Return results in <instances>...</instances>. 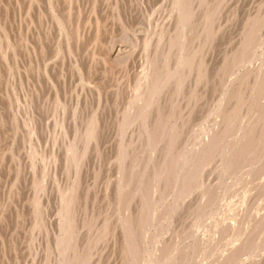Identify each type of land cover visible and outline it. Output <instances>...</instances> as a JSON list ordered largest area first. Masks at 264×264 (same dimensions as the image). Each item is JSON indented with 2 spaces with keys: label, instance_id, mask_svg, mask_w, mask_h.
<instances>
[{
  "label": "rangeland",
  "instance_id": "374dc122",
  "mask_svg": "<svg viewBox=\"0 0 264 264\" xmlns=\"http://www.w3.org/2000/svg\"><path fill=\"white\" fill-rule=\"evenodd\" d=\"M111 1H116L117 6H119L117 7L115 11L107 7L108 6L107 2L113 3ZM151 1L153 2L154 0H107V2L106 0H104V3H101L98 0H95V2L94 0H78L77 6L78 7L81 6L80 9L83 11H85V9L89 5L94 7L96 13L92 17L93 22H95V18H97V20L101 24V30H99L100 42L97 43V45L91 47L93 34L88 33V32H86L87 34L86 33L84 34L83 32H81V37H80L81 40L77 42V39L73 38V40L74 39L75 40L73 41L72 55H68L69 53L66 50H64L63 51L64 53H62V56H64L63 61L65 62L64 69H58L57 72L56 71L50 72V78H51V81H53V84L55 85L57 89L56 90L57 93L60 94V96H62L63 93L64 92L66 93L67 91V94H68L67 100L68 99L70 100L71 98L70 94H74V92L72 93V91L74 90V87H75V81H73L74 79L72 78V75H71L72 72L69 71L71 70L70 62L74 63V65H77L78 68L81 70V72L84 70L82 73L84 76H86V78L91 77L92 79H94L98 83L97 85H99L98 87L101 90L107 89V87L110 86V83L115 78L116 76L115 73L117 71L124 72L126 75L128 74L127 75L128 77L126 76L127 78L125 79V81L127 80L126 81L127 87L128 88L131 87V88L130 89L127 88L126 90L121 88L119 92L116 93L115 91V94H114V91H109L108 95L109 94L110 95L109 96L107 95V97L103 98V101H102L104 109H101L102 111H99L100 122H98V125L100 123V126L97 132L98 133L97 141L100 146V151H99V155H98L99 158H98V162L96 164L95 170L97 171L96 175L98 177L96 180L98 181L100 179L99 180L100 182L99 184L97 182V188H95L96 186L95 187L92 186V188L88 191V186L92 184V180L90 179L91 178L90 175H92L90 174L91 172H88L87 170L84 169L82 170V173L80 174L78 173L77 175L74 176V170H71L73 174L72 177L74 179L76 178L77 182H80V189L77 190L78 199L76 200L77 210H76V215H75L77 218V222H79L80 226L78 225L79 234L77 235V237L74 238V242H73L74 243L73 253L75 254H72V255H77V256L78 254L83 255V256L87 255V257L89 256L88 261L91 256L94 259V263L96 262L95 264H108V263L109 264H120V260L123 257L122 241H124V236L121 234L122 227L120 224L114 225V227L111 228L112 230L111 233H109L108 236L106 238H103L102 240L97 239L98 238L97 236H100V233L98 235V233L94 229L99 227L100 224H102L103 219L109 220L111 218V221L113 220L112 221L113 223L115 218L118 215L119 216L123 215L122 205L120 206L118 199H114L115 197L112 192V189H109V191H107V185L110 187L112 180L115 181V179L117 178L116 169H113V167L115 166V164L119 165V162L118 160H114L116 161V163L114 162V163L108 164L107 162L110 159V157L114 158L113 155L115 154V151H114L115 144H113V138H112L114 137V129H115V126H114L115 120L113 119L116 118L115 116L116 112L120 108L123 98L126 100V97L128 96L130 90L131 89L134 90L135 77L133 76H135L137 72V66H136L137 56L133 55L124 63L117 62L115 64L105 59L104 50L106 51L108 47V43H109L108 39L110 40V38L112 37L114 38L115 36H116L115 39H119V40L122 37L123 39L126 38L123 41L127 44L129 43L131 44V42H129L131 39L133 44H136L139 40L138 42L139 45H142L141 42H142L143 35L142 34L137 35L134 29L136 28L138 24L143 23L144 15L141 10L142 6L147 7V4L149 2L151 3ZM198 1L203 2V3L208 2L206 3V5L210 7L211 17L209 16V20L205 21L204 17L201 15L203 12H201V10L198 9L197 16H198V21L200 20L201 24L197 26V29H195V33L192 36L193 38L191 40V46H192V50L194 51V53L197 54L196 55L197 60H200V59L204 60L205 65L207 66V69L210 68L208 69V71L211 73V76L208 80L210 81L208 82V85L209 84L210 85L207 87V90H205L202 86H201L202 88L199 87L202 84V82L196 85L197 81L194 79L193 73H189L186 75L183 74L181 77L184 78V76H186L185 84H184L185 89L183 88L184 90L182 89L181 94L178 95L177 97L178 100H176L175 98L173 107L170 104H169L170 106L167 105L168 102H166L165 106L163 105V107L161 105V109L163 108L162 111L164 112V114L168 112L167 113V116H168V114L171 113L170 114L171 119L169 122L171 123V125H174L175 127L177 126L179 136H181L179 137V140L177 142L179 143L180 148L183 147V149H187V148L189 149L191 147H193V149L197 148L198 146H200L201 142H204V140H206V138L211 133L214 132V130L224 129V126H223L224 123H222V119L224 118V112L226 110H231L232 108H234V105H237V108H239L240 106L239 109L240 111L242 109L243 111L242 113H246L245 111H247L249 107H251V109H254L253 111H255V108H256V102H255L256 99H255V94H254L255 92H253V85H254L253 81L255 79V74L254 73L253 75L250 74L252 76L251 77L252 80L250 79V80L245 81L246 85L242 84V86L240 85V87L235 88L234 95L236 96V93L238 92L239 96L234 98V96H232V91L230 94L229 89L226 90V88H223L224 86L230 84V82L228 81L227 82L228 84L225 82V84L222 85L224 81L228 80L227 77L226 78L224 77V79H222L223 77L222 73L224 72L223 61L227 59L231 60L233 57H236L237 55H239L241 51V49L239 48L240 42L241 40H243L244 33H245L244 32L242 36L241 30L244 27V23L247 22L246 15L251 14L252 11L256 7H258V5L260 4V0H193L195 4H197ZM22 4H23L22 0H0V105H1L0 106V153L6 151L8 145L9 146L11 145V148L10 147L8 148L10 149V151H12L11 153L16 155V156L14 155L15 163L13 164L10 163L9 158L4 159V162L2 161L0 162V211H1L0 212V264H59L58 250L55 245L56 243L55 240H56V237L58 238L59 232L56 226L57 223L55 221L56 220L55 216L58 215L57 209L58 210L60 209V208H56L58 207V205L60 206V202H58L60 200L58 199L59 197L57 198L58 194L57 192H55L54 189H52L51 185L53 182H56V184L59 183V186L61 188L63 187L62 189H64L65 188L64 184L66 185L67 183V175L64 174L63 171H61L60 169L61 162H60V158L58 159L57 154L54 157L55 160H58L57 164L51 163L49 164V166H47L51 157L48 158V154L44 153V151L48 152V148L51 149L50 145L52 143L51 140L53 138L52 137L53 132L51 128L47 129V124L43 117H45V114L48 112L50 107H49V103L43 98L44 93H46L47 91L46 81L44 80V76L42 75V73L39 72V70L37 69L41 54L40 53L34 54V52L31 50V47H30L33 45L34 43L33 41H35L33 37H36L39 35L43 37L45 36L44 30L40 26H37V25H39L38 24L39 21L42 22L43 24L47 23V18L46 17L44 18V16L37 15L39 14L38 13L39 4L37 1L33 5L34 9L32 10V8H30L27 16L26 17L24 16L25 18H22V15H21L22 9H23ZM212 8L214 9L212 10ZM31 14L32 15L35 14L37 18L35 16H32ZM114 15L115 16L117 15V16L115 17ZM158 17H159L158 15H155V19H158L156 20V22L158 21L159 23H161V18L160 17L158 18ZM199 17L201 18L199 19ZM243 20L245 22H243ZM205 22H207V25H208L207 31L210 34L209 35L210 37L208 40L205 34L206 33L205 28H204L206 24ZM241 22L243 25L241 24ZM22 31L23 33H25V38H27L25 39L26 40V48L24 47L25 49H23L20 44V35ZM122 31L125 34H123ZM171 35L173 36L174 34H171ZM171 35L170 36L167 35L165 37V40H163L164 43L162 42L160 45L161 47H158V52H159L158 58L163 63L166 60V58L169 57L168 55L170 53V50H169L170 44L168 45V43H169V39ZM173 38L176 39V36H174ZM38 39H40V37ZM182 39L183 38H179L177 36L175 44L177 46L180 44L178 47H181L183 45L182 42H184L185 40L182 41ZM125 40H128V41H125ZM155 41L156 39L153 41V46L154 48L155 47L157 48V46H155V43H154ZM185 44H187V40L185 41ZM256 44L258 45V41ZM45 45H49V43L48 44L46 43ZM103 45H104V48H103ZM263 45H264V42L261 43L259 46H256L257 49H256L255 58L257 60L254 59V62H252L245 68H241V69L238 68L234 70V73L240 75L246 72L248 69L254 68V70H259L258 69V67H260L259 65H261L264 62L263 61L264 57H262L264 56L262 55L264 54ZM177 46H175V49L173 50L172 54L174 53V51L178 50ZM161 49H164V50H161ZM94 51L96 52V54H98L96 60L95 59L93 60V57H91ZM65 52L67 53L65 54ZM234 53L236 54L235 56H234ZM73 60H75L76 62ZM32 64H34L35 66ZM260 78L258 76V86L260 85L259 83L260 80H263V77L260 76ZM203 83H205V81H203ZM252 93L254 95H252L251 98L249 99V96ZM24 97H26L25 98L26 101L28 100L27 102H25ZM262 97L263 96H261V98H258V102L264 101ZM81 100L82 101L80 104L81 106L80 108L83 109L85 105H90V102L92 101V96H90V94L88 93L83 94L81 97ZM224 100L227 102H225ZM16 102H19L21 106L23 107V110L20 111L19 113L16 111V106H15ZM220 102L223 104H221ZM218 104L221 105L222 108L219 107ZM223 105H225L224 107L226 108H224ZM166 106L169 108V110L168 108H166ZM185 107L191 108L193 110L192 114H190L189 116L186 115V111H184ZM219 110H221V112ZM180 114L181 116H179ZM153 118L154 117H152L150 121L153 120ZM24 119L27 121V124L29 123L28 126H30L31 130H33L32 131L33 145L38 150L37 152L40 153L39 156L42 155L43 157H45V155L43 154L47 155L45 157L46 158L45 165L47 166V169H46L47 178H46V181L43 183V186L44 185L48 186L47 187L48 190L46 189L41 194L39 192L37 193L38 203L36 204L35 212L32 210L33 206L30 204L29 199L32 198L31 193H33L32 192L33 189L35 190L38 189L37 184L33 183V181L34 182L36 181L37 176L35 175L34 177L33 175L34 169H31L32 167L26 163V152L27 151L30 152L31 150L30 149L27 150L29 146L26 145L25 151H22V152L20 151L17 153L18 144L21 143V139H22L21 133L23 132L21 122ZM170 123L168 124L170 125ZM238 123L239 122L234 123L235 127L239 125ZM12 124L13 126L18 125L17 127L18 129H16V132H14L16 136L14 142L10 141V138L13 136V133L11 131L13 130V128H11L13 127ZM140 125H141L140 123L138 124L135 123L134 124L135 128L133 131L135 133L131 131V133L128 134L129 136H127L128 144L131 141L130 144H133L135 146V147L134 146L132 147L130 145V148L128 151L129 155L131 156V159L135 158V161L133 159V162H132V160L128 159L129 162L127 160L125 162L127 166H132L136 164V165H139L140 168L142 169L143 166L145 167L146 165L145 163L147 161V158L150 157V154L149 153H147L149 155L145 154L147 157L144 155V153L141 154L143 157L141 155L139 156L136 155L138 154L136 151H139V149H142V148H144L142 150H145L148 147V143H149V137L148 135L146 136V133L144 132L145 130L142 129ZM9 130L11 133L8 132ZM142 130L144 131L142 132ZM165 133H167V130L164 131V134ZM130 136L131 137L133 136L132 137L133 141L132 139L129 140ZM145 136L147 137V139ZM46 140L50 142H48L47 144ZM178 143L176 146H179ZM162 144L163 143L159 142L157 145L158 148H161ZM155 151L157 152V150ZM220 153L217 152L216 154L217 158L215 157V162L212 164V166H210L209 169H206L204 171L205 173L204 172L202 173L204 174V176L199 177L200 175L198 174V177L203 180V183L206 182L205 184L209 188H211L210 185L212 184L214 185L217 182L219 183L218 185L217 184L214 185V186H217L216 187L217 189H214L215 187L212 186L214 191L217 192V194H215V197H214L215 198L214 199L215 204H213L214 206L213 205L209 206L210 208L209 209L208 207H205L206 206L205 205L204 206L205 209H203L204 208L202 206L203 203L200 202L201 195H199L198 191L197 193L195 192V194L198 196V199H199V200H196L197 203L196 201H194L195 199H192L193 201L190 199L186 202L184 201L183 203L180 200L181 198H179L178 196L176 197L177 199L176 201L174 197L175 195L174 191L172 190V188L171 189L169 188L170 189V191L168 192L169 194L167 193L166 197L164 198L165 200L163 199L164 202L161 200H158L160 202L159 203L157 201L159 203V204L156 203L157 206H155V209L157 207V210H155V212L157 213V216L154 222L147 229L146 247L148 248L150 252L152 251V253H154L159 249V251L156 252L159 255L161 254L159 246H163L164 243L167 242L168 240H169L168 241L169 244H172L170 243L171 241L172 242L176 241L177 243L173 242L172 244L173 250L175 249L174 245H177L176 247L178 249H180L181 247V249L178 250L179 252L176 249H175V252L174 251L173 252L175 253V255H180V253L183 254L184 259L186 260L185 262L183 259V264H218L219 261L222 260V257L228 253V251L233 245H237V244L245 245L246 244L252 250L248 248L249 251L248 250L246 251V254L243 256V259H247L248 257L251 258L255 256L253 262L255 261L258 264H264V243H263L264 242V232H263V229H264V220H263L264 219V210H263L264 209V187L262 189V186L264 184L263 185L261 184L262 183L261 181H263L262 179L264 178V151L262 150L261 154L258 156V160H254L253 162H247V164L246 162L242 163L241 164L242 166L240 165L241 169L239 168L241 171L239 169L235 170L234 166L229 167L231 168V170L229 169L228 171L227 167L229 164L227 165V163L224 160L225 157L222 158ZM158 154L154 155L155 157L154 160L157 159L158 161L156 160L157 162L156 161L149 162V165H148L149 169L153 170L154 168L155 169L160 168L158 166L161 164L159 161L161 159V162H162L163 157L161 156L159 157L160 154L159 155ZM135 155L137 156V158ZM5 163H9V164L5 165ZM250 163L252 164V166H249ZM38 168L39 167L37 166L36 169ZM152 170L150 172H152ZM16 175H18V177H16ZM14 177H16V180H13ZM57 179H58V182H57ZM257 181L259 184L257 183ZM7 186L8 187L10 186V187L8 188ZM218 187L220 189H218ZM254 188H259V189H257L258 190L257 191ZM104 190L106 191V194ZM52 193L54 195H52ZM159 195L160 193L156 195L157 197L156 200L160 198ZM247 195L250 197H248ZM194 197L196 198V196H193V198ZM206 198H204L202 201H206L207 200ZM252 200L255 202H253ZM199 203H201L199 205L200 209L197 207L198 206L197 204ZM251 203H254V204L251 205ZM191 204H194V205H191ZM188 206L190 209L187 210ZM253 207L254 208L256 207L255 208L256 210ZM258 215L260 216V218H262L261 220L259 217L257 219ZM36 220L42 223L40 224L38 223L37 225H35ZM30 222H32L33 224ZM191 222L192 223L194 222V224H191ZM85 223L87 227L84 225ZM83 225L86 228L83 227ZM227 226H228V229L226 228ZM260 226H263L261 227L262 230L261 229L259 230ZM255 227H256V230H255ZM223 228H225L226 230L225 231L222 230ZM227 230H228L227 232L228 234L226 233ZM255 231H259V233L262 236L260 234L255 236L254 235ZM238 233L242 234L243 236L242 235L239 236L240 234L238 235ZM155 237L158 239H156ZM154 241L155 243H157V245L154 243ZM250 241L254 243L252 244ZM260 243H262L261 245L263 246H261ZM89 244H94V246L92 245L93 247L92 251L88 250ZM255 244L257 245L255 246ZM156 247L158 249H156ZM193 250L195 252H193ZM85 251L87 252V254ZM251 252H253L254 254ZM97 261H99V263H97Z\"/></svg>",
  "mask_w": 264,
  "mask_h": 264
},
{
  "label": "bare ground",
  "instance_id": "6f19581e",
  "mask_svg": "<svg viewBox=\"0 0 264 264\" xmlns=\"http://www.w3.org/2000/svg\"><path fill=\"white\" fill-rule=\"evenodd\" d=\"M22 1H23V4H22L23 9H22V13H21L22 18H25L27 16L30 8H32V10L34 9L33 5L35 4L36 1L39 4V7H38V10H39L38 13L39 14H37V15L44 16V18L45 17L47 18V23H44L45 25L40 21L38 23L39 25H37V26H40L44 30L45 36L43 37V36L39 35V36L33 37L35 39V41H33L34 43L32 42L33 45L30 47H31V50L34 52V54H36V53L41 54L37 69L39 70V72L42 73V75L44 76V80L46 81L47 91H46V93H44L43 98L49 103V107H50L48 112L45 114V117H43L45 119L46 124H47V129L51 128V130L53 132V134H52L53 138L51 140L52 143L50 145L51 149L48 148V152L44 151V153L48 154V158L51 157L50 161L47 160V161H49L47 166H49V164H51V163L57 164L58 160L54 159L55 155L57 154V157H58V159L60 158V162H61V168L60 169H61V171H63L64 174L67 175V183H66V185L64 184V187H65L64 189H62L63 187L61 188L59 186V183L56 184V182H53L51 185L52 189H54L55 192H57V194H58L57 198L59 197L58 199L60 200V201H58V202H60V206L58 205V207H56V208H60L59 210L57 209V211H58L57 216L58 217L55 216V218H56L55 221L57 223L56 226H57V229L59 232V236H58V238L56 237V240H55L56 241L55 245H56V248L58 250L59 264H93L94 259L91 256H90V259L88 261L89 256L87 257V255L86 256L79 255V254H78V256L72 255V254H75V253H73V251H74V249H73L74 243L73 242H74V238L77 237V235L79 234L78 230H79V226H80L79 222H77V218L75 216L76 210H77L76 200L78 199L77 198L78 197L77 190L80 189V182H77L76 178L74 179L72 177L73 174H72L71 170H74V176L77 175L78 173L79 174L82 173V170H84V169L87 170L88 172H91L90 174H92V175H90L91 176L90 179L92 180V184L88 186V191L92 188V186L93 187L96 186L95 188H97V182H98V184L100 182L99 181L100 179L98 181L96 180L98 177L96 175L97 171L95 170L96 164H97L98 158H99V156H98L99 151H100V146H99L98 141H97V136H98L97 132H98V129L100 126V123L98 125V122H100L99 111H102L101 109H104L102 101H103V98L107 97L109 91H114V94H115V91L117 93V92H119V90L121 88L125 89V90L128 88L126 85L127 80L125 81V79L128 77L127 76L128 74L126 75L124 72H121L120 70L119 71L121 73L117 71L118 74H117V72L115 73L116 76L113 79V81L111 80L112 82L110 83V86H108L107 89L101 90L98 87L99 85H97L98 83L94 79H92L91 77L86 78V76L83 75V73H82L84 71L83 69H82L83 71L81 72V70L78 68L77 65H74V63L70 62L71 70H69V71L72 72L71 75H72V78L74 79L73 81H75V87H74V90L72 91V93L74 92V94L69 93L71 95L70 100L68 99L69 101L67 100V98H68L67 91H66V93L64 92L62 96H60V94H58L56 91L57 89H56L55 85L53 84V81H51L50 72H55V71L57 72L58 69H64V63L65 62L63 61L64 56H62V53H64L63 51L66 50L69 53L68 55H72L73 41L75 39H77V42L79 40H81L80 39L81 32H83L84 34L86 32L92 33L93 35H92V42H91L92 46L91 47L97 45V43L100 42L99 30H101V24L97 20V18H95V22H93L92 17L96 13L94 7L89 5L85 9V11H83L80 9L81 6L80 7L77 6L78 0H22ZM98 1H100L101 3H104V0H98ZM262 1L263 0H260L259 5L257 3L258 7H256L252 11L251 14H248V15L245 14L247 16V22L244 23V27L241 30L242 36H243V33L245 32L243 40H241V42H240L239 48L241 49V51H240L239 55H237L236 57H233L231 60L227 59V60L223 61L224 72L222 73L223 74L222 79H224V77L228 78V80H226V81L223 80L224 82L222 81L223 82L222 85L225 84V82L226 83L228 81L230 82V84L227 83L228 85L224 86L223 88H226V90L229 89L230 94L232 91V96H234V98L239 96L238 92L236 93V96L234 95L235 88L240 87V85L242 86V84H245V81L250 80L252 77L250 74H252V75H253V73L255 74V79L253 81V83H254L253 92H255L254 94H255V99H256L255 102H256V108L257 109L255 108V111H253L254 109H251V107H249L248 110L245 111L246 113H242L243 112L242 109H241V111L239 109L240 106H239V108H237V105H234V108H232L231 110H226L225 111L226 113L224 112V118L223 119L221 118L222 123H224V125H223L224 129L214 130V132L211 133L207 138L204 137V138H206V140H204V142H201L200 146H198L197 148H194V149H193V147H191L189 149L188 148L183 149V147L180 148V145L177 141L179 140V137H181V136H179L177 126L175 127L174 125H171V123L169 122L171 119V116H170L171 113L168 114V116H167L168 112L164 114V112L162 111L163 108L161 109V105L163 107V105L165 106L166 102H168L167 105L170 104L173 107L175 98H176V100H178V98H177L178 95L181 94L183 88L185 89L184 84H185L186 76H184V78L181 77L183 74L186 75L189 73H193L194 79L197 81L196 85L199 84L200 82H202V84L199 87L202 86L205 90H207V87L210 85V84L208 85V82H210L208 80L211 76V73L208 71V69H210V68L207 69V66L205 65L204 60H201V59L197 60V56H196L197 54L194 53V51L192 50V46H191V40L193 38L192 36L195 33V29H197V26L201 24L200 20L198 21V16H197L198 15L197 14L198 9H200L201 12H203L201 15L204 17L205 21L209 20L210 7L208 5H206V3H208V2L203 3V2L198 1L197 4H195V2H193V0H154L153 2L151 1V3L147 2L148 4L145 3V4H147V7L142 6V9H141L142 13L144 15L143 23L138 24L136 26V28L134 27L135 28L134 31L137 33V35H139V34L143 35L142 36V42H141L142 45H139V43H138L139 40L136 44H133L131 39L129 41V42H131V44L130 43L127 44L123 41L126 38L123 39V37L120 38V40L115 39L116 36L114 38L113 37L110 38V40L108 39V42H109L108 47H107V49L105 48L106 51L104 50L105 59H107L108 61L115 63V64L117 62L124 63L131 56H133V55L137 56V65H136L137 66V72H136L135 76H133V77H135V80H134L135 81V83H134L135 88H134V90H132V89L130 90L128 96L126 97V100L123 98L121 105H120V108L116 112V115H115L116 118L113 119V120H115V123H114L115 129H114V137H112V138H113V144H115V147H114L115 154L113 155L114 158L110 157V159L107 162L108 164L114 163V162L116 163V161H114V160H118V162H119V165L115 164L116 167L115 166H114L115 168L113 167V169H116V177L117 178L115 179V181L112 180L110 187L107 185V191H109V189H112V192H113L114 197H115L114 199H118L120 206L122 205L123 215L122 216L118 215L115 218L113 223H112L113 220L111 221V218L109 220L108 219H103V220L101 219L102 224H100L99 227L94 229V230H96L98 235L100 233V236H97L98 237L97 239L102 240L103 238H106L109 233H111V231H112L111 228H113L114 225H117V224L121 225V227H122V230H121L122 233L121 234L124 236V241H122L123 257L120 260V264H183V259H184L183 254L180 253V255H175V253H174L175 249L178 251L181 249V247H180V249H178L176 247L177 245H174L175 249L173 250V247H172L173 242L177 243L176 241L172 242L171 240H173V239L170 240L171 241L170 243H172V244H169V242H168L169 240H168L167 241L168 243L165 242L163 246L158 245L160 248V253H161L159 255L156 253L157 251H159V249L157 247H156V249H158V250L157 251L154 250V251H156L154 253H152V251L150 252L148 250V248L146 247L147 229L154 222V220L157 216V213L155 212V210H157V207L155 209V206H157L156 203L159 202L158 200H161L164 202V200H165L164 198L166 197L167 193L172 188V190L174 191V194H175L174 195L175 199L178 196L179 198H181L180 200L183 203H184V201L186 202L190 199L191 200L195 199L194 201H196V200H199L198 196L195 194V192L197 193V191H198L199 195H201L200 202L203 203L202 206L204 207L206 205L205 207L209 208V206L215 204V202H214L215 198L214 197H215V194H217V192H215L214 189H217L216 188L217 186H214V185H216V184L218 185L219 183L217 182L214 185L213 184L210 185V183H209V185L211 187V188H209L206 186V184H205L206 182L204 181L205 183H203V180L199 177L204 176V174H202V173L206 169H209L210 166H212V164L215 162V157H216L217 152L218 153L221 152L220 155L222 156V158L225 157L224 158L225 162L227 163V165L228 164L230 165V166L228 165V167H227L228 171H229V169L231 170V168H229V167L234 166V169L238 170L239 168L241 169L242 163L246 162V164H247V162H253L254 160H258V156L261 154L262 150L264 151V101L258 102V98H261V96H263L262 99H264V62L262 63V61H261L262 64L259 65L260 67H258L259 70H254V68H253V69H248L246 71V69H247L246 68L245 69L246 72H244L243 74L239 75V74L234 73V70H236L238 68L239 69L245 68L249 64L254 62V59H256L255 58L256 57V49H257L256 46H259L261 43L264 42V7H263L264 1L263 2ZM94 2H95V0H94ZM106 2H107V0H106ZM111 2H113V3L107 2V4H108L107 7L111 8L115 11L117 9V7H119V6H117L116 1H111ZM225 2H227V1H225ZM85 3H86V1H85ZM220 4H221V2H220ZM219 7H221V6H219ZM213 9L214 8H212V10ZM109 12H110V10H109ZM226 12H227V10H226ZM35 14H36V12H35ZM35 14L34 15L31 14V15L35 16ZM40 14H42V15H40ZM155 15H158L161 18V23H159L158 21L156 22V20H158V19H155ZM35 17H34V19H35ZM200 18L201 17H199V19ZM31 19H33V18H31ZM202 21H203V19H202ZM243 22H245V21L243 20ZM205 23H206L205 27H204L205 31H206L205 34H206V38L208 40L210 37L209 36L210 34L207 31V29H208L207 28V26H208L207 22H205ZM241 24H242V22H241ZM24 27H25V25H24ZM151 27H153V28H151ZM37 28H39V27H37ZM112 33H113V31H112ZM237 33H238V31H237ZM123 34H125V33L123 32ZM171 34H174V35L172 36ZM167 35L168 36L171 35V37L169 39V43H168V45L170 44L169 45L170 53L168 55L169 57H167L163 63L158 58V53H159L158 47H161L160 45L163 42V40H165V37ZM31 36H33V35H31ZM174 36H176V39H177V36L179 38H183L182 41L187 40V44H185V41L184 42L181 41L183 43V45L181 47H178L180 44L178 46L175 44L176 39L173 38ZM39 37H40V39H38ZM73 38H75V39L73 40ZM128 38H129V36H128ZM239 38H241V37H239ZM25 39H27V38H25V33H23V31H22V33L20 35V44H21L23 49L26 48V40ZM155 39H156V41L154 43H155V46H157V48L156 47L154 48V46H153V41ZM128 40H125V41H128ZM257 41H258V45L256 44ZM46 43L47 44L49 43V45H45ZM178 43H180V42H178ZM106 44H107V42H106ZM209 44H211V43H209ZM104 45H103V48H104ZM100 46H101V44H100ZM175 46L178 47V50L174 51V53L172 54L173 50L175 49ZM263 47H264V45H263ZM103 48H101V49H103ZM164 49H161V50H164ZM26 50H28V49H26ZM42 52H43V54H42ZM67 52H65V54ZM30 53H32V52H30ZM97 55L98 54H96L95 51L92 53L91 57H93V60L97 59ZM198 55H199V53H198ZM235 55L236 54L234 53V56ZM262 55H264V54H262ZM99 56H100V54H99ZM262 57H264V56H262ZM101 58H102V56H101ZM204 58H205V56H204ZM73 61H75V60H73ZM104 62H105V60H104ZM93 64H94V62H93ZM32 65H34V64H32ZM97 65H98V63H97ZM108 68H109V66H108ZM258 76H259V78H260V76L263 77V80H260V82H259L260 83L259 86H258ZM22 79H24V78H22ZM203 81H205V83H203ZM219 82H221V81H219ZM130 88L131 87H129L128 89H130ZM223 88H222V90H223ZM193 89H195V88H193ZM87 93L90 94V96H92V101L90 102V105H85V107L83 109H81L80 108L81 107L80 104L82 101L81 97L83 94H87ZM254 94L252 93L249 96V99ZM224 95H226V94H224ZM73 96H75V97H73ZM227 96H225V97H227ZM232 96H230V97H232ZM26 97H24V99ZM193 100H194V98H193ZM27 101L25 99V102H27ZM187 102H189V101H187ZM225 102H227V101H225ZM251 102H253V101H251ZM17 103H19V102H16L15 106H16V111L19 113L20 111L23 110V107L21 106L20 103L19 104H17ZM243 103H245V102H243ZM221 104H223V103H221ZM224 106L225 105H223V107ZM219 107L222 108L221 105H219ZM247 107H245V108H247ZM166 108H168V107L166 106ZM224 108H226V107H224ZM168 110H169V108H168ZM184 111H186V115H188V116L190 114H192V112H193V110L191 108H188V107H185ZM219 111L221 112V110H219ZM174 113H176V112H174ZM217 113H218V111H217ZM179 116H181V114ZM152 117H154V118H153V120H151L152 121L151 122L150 119H152ZM168 117H170V118H168ZM185 119H186V117H185ZM19 121H21V120H19ZM42 122H43V120H42ZM236 122H239L238 123L239 125L237 127H235V125H234V123H236ZM21 123H22L23 132L21 133L22 139H21V143L18 144L17 153L20 151L21 152L25 151L26 145L29 146V148L27 150H29V149L31 150L30 152L29 151L26 152V163L32 167L31 169H34V171H33L34 177H35V175L37 176L36 181L35 182L33 181V183L37 184L38 189L37 190L33 189V191H32L33 193H31L32 198L29 199L30 204L33 206L32 210L35 212L36 204L38 203L37 193L39 192L41 194L48 187L46 185L43 186V183L46 181V178H47V172H46L47 166L45 165V163H46L45 157L47 155L43 154V155H45V157H43L42 155L39 156L40 153L37 152L38 150L33 145V135H32L33 130H31L30 126H28L29 123L27 124V121L25 119L22 120ZM135 123H137V124L140 123L141 124L140 126L142 127V129L145 130V131L142 130V132L144 131L146 133V136L148 135V137H149L148 147L145 150H142V149H144V148H142V149H139V151H136L138 153V154H136L137 156H139L143 153H144V155L147 153L150 154V157L147 158V161L145 163L146 164L145 167L143 166L142 169L140 168L139 165H136V164L132 165V163H131L132 166H127V164L125 162L126 160L128 161V159L132 160V162H133V159L135 161V158L131 159V156L129 155V152H128L130 145L132 147L134 145L130 144L131 141L129 144L127 142V138H128L127 136H129L128 134L131 133V131L132 132L134 131V128H135L134 124ZM168 123H170V125ZM182 125H184V124H182ZM12 126H13V124H12ZM17 127H18V125L11 127V128H13V130H11L13 133V136L10 138L11 142L15 141L16 136H15L14 132H16V129H18ZM179 128H180V126H179ZM165 130H167V133L164 134ZM8 132L11 133L10 130ZM112 132H113V130H112ZM133 133H135V132H133ZM142 135H143V133H142ZM132 137L130 136L129 140L132 139V141H133ZM183 138H185V137H183ZM146 139H147V137H146ZM48 142H50V141H47V144H48ZM159 142L163 143L161 148H158V146H157ZM177 143L179 146H176ZM8 147L11 148V145L10 146L8 145ZM8 147H7L6 151H4V149H3L4 152L0 153V162L1 161L4 162V159L9 158L10 163L13 164V163H15L14 162V158H15L14 155L15 154L11 153L12 151H10V149ZM55 150H56V152H55ZM155 150H157V152ZM131 154H132V152H131ZM149 154H147V155H149ZM156 154H158L159 157L160 156L163 157L162 162H161V159L159 161L161 163L160 165H158L160 168H158V166H157L158 169H155V168L153 170L149 169V167H148L149 162H153V161L155 162L157 160V159L154 160V158H155L154 155H156ZM19 156H21V155H19ZM137 156H136V158H137ZM54 161H55V163H54ZM255 163H256V161H255ZM6 164H9V163H5V165ZM37 166L39 167L38 168L39 170L36 169ZM249 166H252V164L250 163ZM152 167H150V168H152ZM48 169H49V167H48ZM247 169H249V168H247ZM151 170H152V172H150ZM201 170H202V172H201ZM259 173H261V172H259ZM198 174L200 175L199 177H198ZM208 176H209V174H208ZM16 177H18V175H16ZM16 177H14L13 180H16ZM72 178H73V180H72ZM103 179H105V178H103ZM262 180L263 181H261L262 182L261 184L263 185L264 184V178ZM57 182H58V179H57ZM241 183H243V182H241ZM257 183H258V181H257ZM212 186H214L215 188L213 189ZM263 187H264V185L262 186V189H263ZM218 189H220V188L218 187ZM254 189L257 190L259 188H254ZM104 192L106 194L105 190H104ZM158 193H160V195H159L160 198H158L156 200V198H157L156 195ZM52 195H54V194L52 193ZM193 196H196V198L195 197L193 198ZM254 196H256V195H254ZM248 197H250V196H248ZM204 198H206L207 200L202 201ZM176 201H177V199H176ZM253 202H255V201H253ZM196 203H197V201H196ZM201 203L197 204L198 206L196 205L199 209H200L199 205ZM253 204L254 203H251V205H253ZM191 205H194V204H191ZM191 205H189V206H191ZM77 206H79V205H77ZM174 206H176V205H174ZM189 206H188L187 210L190 209ZM205 207L203 209H205ZM174 211H175V209H174ZM176 211H178V210H176ZM77 214H78V212H77ZM210 214H212V213H210ZM255 216H253V217H255ZM35 217H36V215H35ZM258 217L260 218L259 215L257 216V219H258ZM261 219L262 218H260V220ZM80 222H82V221H80ZM30 223H32V222H30ZM38 223L40 224L42 222H39L38 220H36L35 225H37ZM259 223H261V222H259ZM191 224H194V222L193 223L191 222ZM84 225L86 226V223ZM84 225H83V227H85ZM225 225H227V224H225ZM220 227H222V226H220ZM261 227H263V226H260L259 230L261 229ZM226 228L228 229V226ZM222 230L225 231L226 229L223 228ZM222 230H221V232H222ZM255 230H256V227H255ZM229 231H230V229H229ZM227 232H228V230L226 231V233ZM260 232H262V231H260ZM263 232H264V229H263ZM239 234L240 233H238V235ZM258 234H260L259 231H255L254 235L256 236ZM29 235H31V234H29ZM241 235L242 234H240L239 236H241ZM145 237H146V239H145ZM97 239H96V241H97ZM156 239H158V238H156ZM225 239H226V237H225ZM258 242H260V241H258ZM154 243H155V241H154ZM94 244L88 245L89 251L93 250L92 245L94 246ZM155 244L157 245V243H155ZM261 244L262 243H260V245ZM243 245H240V244L239 245L238 244L233 245L230 248V250L228 251V253L222 257V260L219 259L220 261L218 264H258L255 261L253 262L255 256L251 257V258L246 256L248 258L243 259V256L246 254V251L249 248L246 244H245L246 246L245 245L243 246ZM256 245L257 244H255V246ZM261 246H263V245H261ZM199 247H200V245H199ZM249 249H251V248H249ZM181 252H182V250H181ZM193 252H195V251L193 250ZM251 253H253V252H251ZM86 254H87V252H86ZM247 254H248V252H247ZM198 255H199V253H198ZM198 255H196V256H198ZM184 261L186 262L185 259H184ZM97 263H99V261H97Z\"/></svg>",
  "mask_w": 264,
  "mask_h": 264
}]
</instances>
